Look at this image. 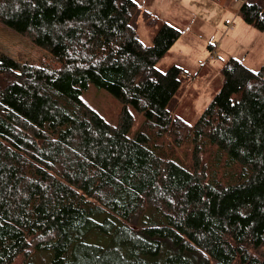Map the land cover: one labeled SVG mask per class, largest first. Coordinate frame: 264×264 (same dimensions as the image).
Returning <instances> with one entry per match:
<instances>
[{"label":"trees","instance_id":"trees-1","mask_svg":"<svg viewBox=\"0 0 264 264\" xmlns=\"http://www.w3.org/2000/svg\"><path fill=\"white\" fill-rule=\"evenodd\" d=\"M140 12L0 0V25L51 59L0 52V264H264V67L229 59L188 125L173 115L181 69H156L180 33L161 22L145 47ZM238 14L264 29V0ZM90 89L120 104L117 124Z\"/></svg>","mask_w":264,"mask_h":264},{"label":"rangeland","instance_id":"rangeland-1","mask_svg":"<svg viewBox=\"0 0 264 264\" xmlns=\"http://www.w3.org/2000/svg\"><path fill=\"white\" fill-rule=\"evenodd\" d=\"M134 1L141 10L137 34L145 47L152 45L161 22L180 32L173 49L156 64V69L161 72L172 66L181 69V85L174 99L173 115L186 124L193 125L211 102L223 81L221 69L229 59L239 61L254 73L264 67V29L258 30L245 23L238 14L244 0ZM144 12L154 17L158 24L147 27ZM228 26L233 29L226 31ZM0 52L17 62L51 61L49 54L35 47L29 38L1 25ZM83 100L109 123H118L120 104L107 93L90 89ZM139 123V119L135 121L134 130ZM32 264L45 262L36 254Z\"/></svg>","mask_w":264,"mask_h":264},{"label":"crops","instance_id":"crops-1","mask_svg":"<svg viewBox=\"0 0 264 264\" xmlns=\"http://www.w3.org/2000/svg\"><path fill=\"white\" fill-rule=\"evenodd\" d=\"M166 23V22H165ZM170 25V24H169ZM175 28V27H174ZM176 29V28H175ZM233 29V28H232ZM177 30V29H176ZM228 31H231V30H228ZM180 33V32H179ZM176 44V43H175ZM174 44V45H175ZM174 45L172 46V48L169 50V51H171L172 49H173V47H174ZM209 48H211V47H209ZM212 49V48H211Z\"/></svg>","mask_w":264,"mask_h":264},{"label":"built area","instance_id":"built-area-1","mask_svg":"<svg viewBox=\"0 0 264 264\" xmlns=\"http://www.w3.org/2000/svg\"><path fill=\"white\" fill-rule=\"evenodd\" d=\"M228 30H232V27L229 28V26H228L227 29H226V31H228ZM263 80H264V76H263Z\"/></svg>","mask_w":264,"mask_h":264}]
</instances>
